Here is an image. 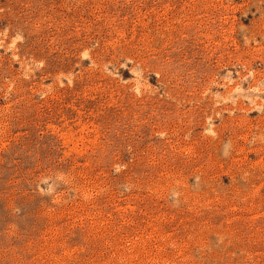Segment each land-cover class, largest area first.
<instances>
[{"label": "rangeland", "instance_id": "rangeland-1", "mask_svg": "<svg viewBox=\"0 0 264 264\" xmlns=\"http://www.w3.org/2000/svg\"><path fill=\"white\" fill-rule=\"evenodd\" d=\"M0 264H264V0H0Z\"/></svg>", "mask_w": 264, "mask_h": 264}]
</instances>
